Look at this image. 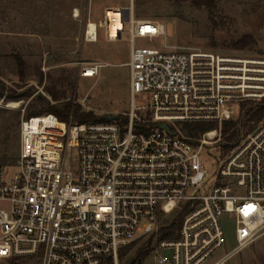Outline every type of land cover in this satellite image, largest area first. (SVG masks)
Returning <instances> with one entry per match:
<instances>
[{
	"label": "built area",
	"instance_id": "1",
	"mask_svg": "<svg viewBox=\"0 0 264 264\" xmlns=\"http://www.w3.org/2000/svg\"><path fill=\"white\" fill-rule=\"evenodd\" d=\"M111 9L122 24L114 37ZM126 23L128 111L88 123L72 112L67 120L53 113L22 118L12 179L4 174L9 162H0V264H106L108 257L119 264V251L138 240L150 250L137 264L150 254L154 264H226L264 234V121L243 127V105L264 100V57L137 46L135 39L153 41L164 28L135 19L132 6L106 8L87 23L83 41L96 42L100 30L116 41ZM78 64L79 77L103 66ZM86 98L72 106L95 112ZM227 121L240 130L224 153ZM194 123L216 128L187 135L183 126ZM211 147L222 154L212 174L200 156ZM179 213L175 235L162 238ZM223 213L235 216L237 246L214 259L224 247Z\"/></svg>",
	"mask_w": 264,
	"mask_h": 264
},
{
	"label": "rangeland",
	"instance_id": "2",
	"mask_svg": "<svg viewBox=\"0 0 264 264\" xmlns=\"http://www.w3.org/2000/svg\"><path fill=\"white\" fill-rule=\"evenodd\" d=\"M212 2L213 21L205 8L183 0H0V155L16 159L21 120L31 117L27 113L39 96L59 109L65 101L72 103L75 98L87 96L85 104L95 114L129 110V69L125 65L129 58L128 23L116 41H107L102 30L96 42L83 41L87 23L103 18L105 8L132 6L135 19L163 26L164 33L153 41L135 39L137 46L264 57V0ZM75 9L77 17L73 16ZM244 34L253 36V45L243 51L231 50L228 42ZM212 44L217 47L212 48ZM17 55L28 69L24 79L18 77ZM80 61L103 66L94 77H79ZM60 77L73 80V88L67 90L66 100L54 101L46 88ZM29 91L31 96H21ZM140 97L136 102L144 103ZM256 103H245L243 108ZM200 156L211 174L222 158L216 147L209 151L204 148ZM8 162L4 174L10 180L18 168L12 160ZM220 219L224 247L214 259L233 252L237 246L235 216L223 213ZM135 243L130 253L142 245L141 240ZM144 263L154 264V255H148ZM226 264H264V234L233 254Z\"/></svg>",
	"mask_w": 264,
	"mask_h": 264
},
{
	"label": "trees",
	"instance_id": "3",
	"mask_svg": "<svg viewBox=\"0 0 264 264\" xmlns=\"http://www.w3.org/2000/svg\"><path fill=\"white\" fill-rule=\"evenodd\" d=\"M183 1H190L191 4L197 8H205L209 13L210 20L213 21L212 15L215 9V4L212 2V0ZM254 42L255 40L252 35L244 34L239 38L230 40L228 42V46L233 51H243L252 46ZM211 46L212 48L217 47V45L215 44H212ZM15 59V62L17 63L18 77L24 79L28 71L25 62L19 55H17ZM38 74H40V70H38ZM72 88L73 80H70L66 77H60L57 82H53L50 87H47L46 91L50 94L54 101H60L67 99V90H70ZM29 95H32L31 91L21 96ZM70 112H72L74 120L79 123L99 122L105 120L103 115L95 114L93 111H83L81 110L80 105L77 104L72 106V103L68 101L63 102L62 107L59 109L53 104L51 105L44 97L41 96L34 99V103L30 106L27 115L36 116L42 113H53L56 114L60 119L67 120ZM244 117L246 118V120L243 124V127L247 131L253 129V127H255L259 122L264 121V100L256 103L255 105H250L245 108ZM214 128H216V125L213 123H194L183 126L184 132L190 136H199L200 134L206 131H210ZM239 130L240 129L237 127V124L234 121H227L223 123L221 135L224 142V145L222 147L224 153H227L237 143ZM11 160H14L12 156H9L7 154L0 155V162L3 164ZM183 217L184 213H179L178 215H176L174 219L164 227L161 237L172 238L175 235L173 233L177 232V230L181 226ZM135 244V242H132L119 251V264H137L147 255L150 250L149 242L143 243L135 251L130 253ZM128 255L129 257H127V259L123 262V257ZM105 263L112 264L111 258L108 257Z\"/></svg>",
	"mask_w": 264,
	"mask_h": 264
},
{
	"label": "bare ground",
	"instance_id": "4",
	"mask_svg": "<svg viewBox=\"0 0 264 264\" xmlns=\"http://www.w3.org/2000/svg\"><path fill=\"white\" fill-rule=\"evenodd\" d=\"M108 11V33L111 35V37H114L117 33V30L122 27V24L119 22L117 9H111Z\"/></svg>",
	"mask_w": 264,
	"mask_h": 264
},
{
	"label": "water",
	"instance_id": "5",
	"mask_svg": "<svg viewBox=\"0 0 264 264\" xmlns=\"http://www.w3.org/2000/svg\"><path fill=\"white\" fill-rule=\"evenodd\" d=\"M160 128L165 129L167 132H169V127L166 124H160Z\"/></svg>",
	"mask_w": 264,
	"mask_h": 264
},
{
	"label": "crops",
	"instance_id": "6",
	"mask_svg": "<svg viewBox=\"0 0 264 264\" xmlns=\"http://www.w3.org/2000/svg\"><path fill=\"white\" fill-rule=\"evenodd\" d=\"M118 7H122V8H127L129 6H118ZM113 8H116V7H113ZM106 9V8H105Z\"/></svg>",
	"mask_w": 264,
	"mask_h": 264
}]
</instances>
